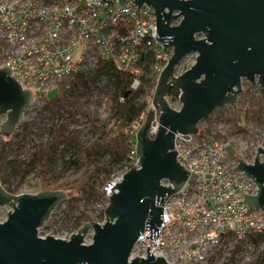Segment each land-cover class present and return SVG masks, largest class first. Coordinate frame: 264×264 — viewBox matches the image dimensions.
<instances>
[{"label": "water", "instance_id": "water-1", "mask_svg": "<svg viewBox=\"0 0 264 264\" xmlns=\"http://www.w3.org/2000/svg\"><path fill=\"white\" fill-rule=\"evenodd\" d=\"M132 1L154 10L156 43L172 48L171 59L158 75L153 108L136 134L137 166L112 187L115 192L110 189L104 223L88 222L66 241L38 236V229L67 198L65 192L14 195L0 185V207L11 209L0 222V264H167L158 256L154 259L149 247L146 259L128 258L145 229L151 234L147 239L157 240L164 201L188 182L190 171L179 165L173 151L175 133L197 136L200 122L219 108L235 107L243 81L264 88V0ZM194 54L192 66L175 76L183 59ZM10 74L8 68L0 69V117L6 118L0 136L16 131L21 114L33 102L31 92L22 90ZM173 87L180 92L177 110L166 99ZM154 109L160 116L151 136ZM256 153L252 165L238 161L235 171L258 187L255 196L243 197L244 203L264 212V144ZM196 179L190 177L191 182ZM165 181L170 184L166 188L161 185ZM89 232L92 243L85 245Z\"/></svg>", "mask_w": 264, "mask_h": 264}, {"label": "built area", "instance_id": "built-area-1", "mask_svg": "<svg viewBox=\"0 0 264 264\" xmlns=\"http://www.w3.org/2000/svg\"><path fill=\"white\" fill-rule=\"evenodd\" d=\"M156 36L154 10L138 6L132 0H0V69L8 68L10 78L22 90L31 92V105L45 106L44 97L49 93L71 104L83 101L71 92L74 76L90 72L104 62L128 75L130 90L137 91L143 76L138 62L146 53L154 56L151 68L158 74L171 59L172 48L157 44ZM106 83L101 79L92 87L82 110L72 112L74 108L68 105L74 119L83 122V112L101 120L111 115L106 96L101 92ZM94 103L97 108L90 110ZM154 112L151 136L156 133L160 116L159 111ZM59 114L67 117L63 112ZM142 120L140 116L125 131L135 143ZM55 121L60 123L58 116ZM261 141L251 161L242 156L233 160L229 151L240 153L229 141L206 138L200 133L197 136L175 133L173 151L179 165L190 171L188 182L164 201L157 240L147 239L151 234L145 229L134 243L129 262L136 257L146 259L149 247L154 259L158 256L167 264H236L233 259L239 257L237 254L255 248L249 246L241 252L237 249V244L247 237L264 233V212L250 209L244 203L243 197L255 196L258 187L235 168L238 161L253 164L258 147L264 144L263 137ZM260 161L264 157L260 156ZM137 164L134 144L127 166L110 178L103 192L106 206L115 192L112 187ZM192 175L197 178L194 182L190 181ZM161 185L166 188L170 184L165 181ZM96 223L103 224L104 220ZM76 233L73 230L61 240L66 241ZM39 234L40 231L38 236L43 238ZM89 237L92 232L84 238L85 245L92 243L87 242Z\"/></svg>", "mask_w": 264, "mask_h": 264}, {"label": "trees", "instance_id": "trees-1", "mask_svg": "<svg viewBox=\"0 0 264 264\" xmlns=\"http://www.w3.org/2000/svg\"><path fill=\"white\" fill-rule=\"evenodd\" d=\"M140 59L138 65L143 68V76L140 78V85L137 91L130 90V79L128 75L116 71L110 63H100L90 72L78 73L72 80L71 92L83 101L68 103L65 99L46 98L45 106L41 107L35 118L22 122L16 129L19 132L11 137L17 138L19 143L32 133V128L37 119H40L42 112L51 110V123L47 128L37 134L32 146L25 149V154L10 156L8 139H1L0 145V185L11 194H16L17 187L11 188L12 177H20L22 180L33 173L38 178L39 191L61 190L66 193L67 198L62 204L70 210L79 209L80 203L95 202L98 200L105 206L103 193L99 187L102 180L109 179L120 169L127 166L131 152L134 150L135 141L125 131L133 122L138 121L140 116L147 115L149 99L152 97L158 80V73L152 70L154 56L149 52ZM101 79L107 83L101 90L106 96V103L109 106V117L105 120L93 118L89 113L83 112L82 120L74 119V113L83 109L88 101L92 87ZM239 95L235 107L227 108L232 112L234 118L227 119L230 123L231 132H248L254 138V134L245 125L247 119L253 127H264V88L256 85L245 84ZM254 90V91H253ZM258 92L260 98L255 96ZM180 92L178 88H171L167 98L170 106L178 103ZM66 98V96H64ZM49 99V100H48ZM69 107L74 111L68 112ZM245 110L244 116L239 114ZM66 114V118L59 113ZM56 116L60 119L57 123ZM63 121L61 122V119ZM142 122H144L142 120ZM208 123V134L212 130L211 119ZM89 133L88 143L84 146L81 139L84 134ZM200 133V131H199ZM229 134L215 132L214 139L227 141ZM20 147V144H18ZM15 152V151H14ZM68 171H73L72 176H64ZM8 182L7 187L5 184ZM103 209L98 220L92 219L89 215L80 212L72 221V228L77 232L80 227L88 222L103 221ZM264 244V233L257 236H250L237 244L239 252L247 250L249 246L259 247ZM257 264H264L258 261Z\"/></svg>", "mask_w": 264, "mask_h": 264}, {"label": "rangeland", "instance_id": "rangeland-1", "mask_svg": "<svg viewBox=\"0 0 264 264\" xmlns=\"http://www.w3.org/2000/svg\"><path fill=\"white\" fill-rule=\"evenodd\" d=\"M195 57H196L195 54L194 55H188L187 57H185L183 59V61L175 69L174 74L176 76H178V75L182 74L185 70L189 69L192 66V64L194 63ZM245 84H248V83L243 81L242 85L246 86ZM54 95H55V93H49L48 98H53ZM152 95H153V93H152ZM255 96L258 97V99L260 98L258 92H255ZM151 99H152V97L149 99L148 111H150L153 108L151 105ZM166 99L168 100V98H166ZM171 107L173 109L177 110L180 107L179 102L173 103V105H171ZM40 108H41V106L39 104H34V105H31L28 108H26L20 116V118H21L20 123L27 122V121L34 119L36 113L38 112V110ZM96 108H97L96 103L89 106L90 110H94ZM227 108H229V107L219 108V110L215 111L213 113V115L209 118L212 121L211 133L208 134V132H207L208 123H203L204 121H202L198 124V127H199L198 130L200 131V134L203 137H206V138L212 137L213 139H214L215 132L222 134V135L229 134L227 141H229V143L232 144L233 149L237 148L238 153H240V154H234L233 151L230 150L229 151L230 154H233V155H231V156H233L232 159L237 160V157L239 159H241V156H242V157H245L244 158L245 160L251 161V156H253L255 154V148L257 147L258 144L260 145L262 143L261 140H262V137H264V127H260V126H259V128L253 127L254 122L252 124L251 122H249V119H247V121L245 123L246 126L249 128L257 130L259 132V134L258 133L254 134V138H253L249 135L248 132H245V131H243V132H238V131L231 132V129H230L231 125L227 121V119L234 118V115ZM155 111L158 112V110H155ZM244 112H245V110H243L242 113L239 114V117L242 118V116H244ZM51 115H52V112H51L50 108H49V110L42 112L40 115V119L36 120V122L32 128L33 129L32 133L29 134L25 138V141L22 142V144L19 143V140H17V138H15V137L10 138V136H12L13 134H16V132L20 131L19 129H16V131L12 135L0 136V145L3 144V141H1V139H3V140L8 139L9 149L12 150V153L10 154V156H14L16 153L23 156L25 154V152H24L25 149L32 146V142L36 141L35 138H36L37 134H39V132L41 130L47 128V125L51 123V121H52ZM142 117H143V121H145L146 117L145 116H142ZM5 119H6L5 116L0 117V124H2ZM142 125H143V122H142ZM249 128H247V129L249 130ZM89 136H90L89 133L84 134V137H82V139H81L82 145L85 146L88 143V140L90 138ZM216 140H218V139H216ZM220 140H222V139H220ZM220 140H218V141H220ZM18 144H20V147ZM245 153H246V155L244 156ZM72 175H73V171H68L67 174H63L61 177L63 178L64 176H72ZM7 184H8V182L5 184L6 187H7ZM109 184H110V182L104 178L102 180L101 186L99 187L100 192L103 193L104 190L106 188H108L107 186H109ZM10 186H11V188L17 187V192L14 195L39 193L38 192L39 191L38 178L33 173H30L29 176L27 178H25L24 180H22L19 176L18 177H12L11 182H10ZM79 206H80L79 209H76V211H75V210H70L68 208V206H66L64 204L58 205L57 208L54 210V212L51 214L50 221L45 223L43 225V227L39 229V231H40L39 235L41 237L52 236L53 238L65 239L67 237V235L69 234V232H72L74 230L71 227L73 224L72 221L76 218V216L79 215L80 212H83V213L89 215L90 217H92V219L98 220L99 215L101 213V210L103 209V216H104V210L108 205L103 206L102 202L100 200H98L97 203H95V202H87V203L84 202V203H80ZM10 210L11 209L7 206L0 207V222L6 221L7 214ZM103 219L105 220V216ZM87 239H88L87 242H89V241L92 242L91 237H89ZM237 255H239V257H235L233 259V261L236 260V264H257L258 261H259V263H260V261L264 262V244H260L259 247H256V248H249L246 252L239 253Z\"/></svg>", "mask_w": 264, "mask_h": 264}, {"label": "bare ground", "instance_id": "bare-ground-1", "mask_svg": "<svg viewBox=\"0 0 264 264\" xmlns=\"http://www.w3.org/2000/svg\"><path fill=\"white\" fill-rule=\"evenodd\" d=\"M257 86V85H256Z\"/></svg>", "mask_w": 264, "mask_h": 264}]
</instances>
